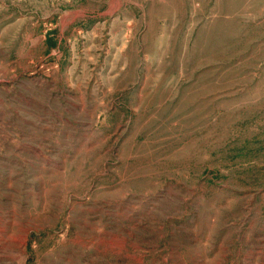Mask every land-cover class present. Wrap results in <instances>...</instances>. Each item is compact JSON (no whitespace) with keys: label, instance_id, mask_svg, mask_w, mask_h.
Returning <instances> with one entry per match:
<instances>
[{"label":"rangeland","instance_id":"rangeland-1","mask_svg":"<svg viewBox=\"0 0 264 264\" xmlns=\"http://www.w3.org/2000/svg\"><path fill=\"white\" fill-rule=\"evenodd\" d=\"M0 264H264V0H0Z\"/></svg>","mask_w":264,"mask_h":264}]
</instances>
